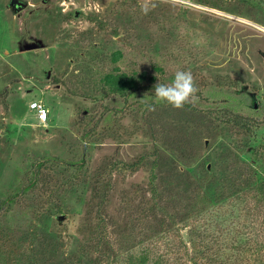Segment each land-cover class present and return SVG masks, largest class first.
<instances>
[{"label": "rangeland", "instance_id": "rangeland-1", "mask_svg": "<svg viewBox=\"0 0 264 264\" xmlns=\"http://www.w3.org/2000/svg\"><path fill=\"white\" fill-rule=\"evenodd\" d=\"M28 1L17 15L10 0H0V202L26 183L34 163H43L37 183L0 208V239L8 235L11 244L2 247L1 264L17 258L18 264H30L28 258L66 264L82 252L89 262L108 264L85 252L95 230V221H86L87 209L106 216L103 232L110 239L154 234L153 218L140 219L150 201L149 169L122 165L148 153L153 143L163 158L158 172L172 158L193 173L209 163L208 171L241 191L197 220L176 224L179 231L157 241L155 252L171 251L168 261L174 263L178 233L191 247L192 223L226 246L240 232L258 248L264 207L255 206L243 184L256 167L252 149L264 143V0ZM118 49L120 67L144 70L159 83L170 84L177 70L190 71L199 89L195 109L152 105L140 92L125 99L102 91L99 78L112 70ZM33 100L48 109L46 121L28 109ZM226 108L253 118V134L220 126L215 117ZM178 137L190 147L186 155L169 144ZM82 157L84 166L77 168ZM108 161L116 166L104 177L108 188L100 184V208L101 198L92 197L94 173ZM46 207L52 217L41 212ZM247 256L252 264H264V247Z\"/></svg>", "mask_w": 264, "mask_h": 264}, {"label": "trees", "instance_id": "trees-1", "mask_svg": "<svg viewBox=\"0 0 264 264\" xmlns=\"http://www.w3.org/2000/svg\"><path fill=\"white\" fill-rule=\"evenodd\" d=\"M122 57V51L119 49L112 53V70L99 78V88L102 91L104 90L108 95H118L125 99L140 92L143 99L148 100L152 105L162 104L171 106L155 98L154 85L158 83L156 82L157 76L153 74L149 75L144 70L137 71L120 67L118 62H120ZM156 68L158 69L159 67L156 66ZM184 108L188 110L195 109L193 104H186ZM215 118H218L217 120L220 126L234 127L247 134H253L257 127V123L253 118L227 108L219 111L218 116L216 115ZM169 144L174 151L181 155H186L190 150L187 141L183 137L171 140ZM159 153L160 147L158 144L153 143L148 153L141 154L130 163L122 162V165L131 171H135L139 166L148 167L150 175L148 185L150 201L147 202L146 207L141 209L140 214L142 216L140 219L153 218L156 224L155 226H157V231L152 235L147 234L143 238H139L134 236L133 233V235L130 233L128 237L118 236L117 238L114 236L110 239L109 235L103 232L106 228V216L102 212H98L97 216L94 217L91 210L87 209L88 220L86 219V221L93 223L94 220L95 230L92 226L91 238L89 239L91 241L88 243V249L85 252L97 254V262L102 257L105 258L108 264H252L246 255H256V251L264 247V241L256 248V243L253 245V242L248 237H245L239 232L235 234L233 239H230L229 245L226 246V243L218 242V236L210 235L209 237L207 228L202 229V227L194 223L187 230L191 245L189 249L187 244L183 243L184 241L180 238V233H178L177 236L181 243L180 249L182 247L184 252L182 256V250H178V248L175 250L178 255L174 263L168 261L167 254L171 251L155 252L156 248L154 246L157 241L168 239V235L172 230L179 231L177 227L174 228L176 224H183L192 219L197 220V218L208 213L213 207L241 192L240 189H233L226 185V181L213 174L212 171H208L204 163L197 165L193 173L190 167H182L172 158L166 170H159L158 172L157 170L161 168V162L163 161ZM252 159L256 167L248 170L249 178L247 182H244L243 186H245L246 191L250 190L252 192V197L256 203L255 206L264 207V143L252 149ZM42 161L34 163V168L25 175L26 183H23L19 191L14 195H8L2 200L0 202V208L7 202L13 201L16 196L26 193L37 183L39 180V168L43 163ZM83 166L84 158L82 157L77 168H82ZM114 166H116V162L108 161L104 167L98 168L94 173L92 197L93 199L101 198V201L98 202L100 208L104 206L102 202L103 198H105L104 192L100 191V184H102L101 187L104 190L108 188V183L104 180V177L110 173L111 168ZM187 188L188 192L182 191ZM244 191L245 189L242 187V192ZM174 198H184V200H179L177 207L173 208L171 201ZM54 209L59 211L61 206L57 205ZM41 212L47 217L53 216V212L47 207ZM53 223L50 225L51 228L55 226ZM144 226L147 228L146 224ZM117 243L119 245H116ZM5 244L11 245L8 235L0 239V253ZM122 251L125 254L121 258L119 254ZM227 251H230L229 253L232 254H228ZM84 257V253L82 252L79 255H72L65 262L66 264H94V262H89ZM35 259L37 261V258ZM34 262L31 258H28L27 263L34 264ZM5 264H18V258L16 262L15 260L12 262L6 259Z\"/></svg>", "mask_w": 264, "mask_h": 264}, {"label": "clouds", "instance_id": "clouds-1", "mask_svg": "<svg viewBox=\"0 0 264 264\" xmlns=\"http://www.w3.org/2000/svg\"><path fill=\"white\" fill-rule=\"evenodd\" d=\"M198 91L192 73L185 70H177L170 84L158 82L154 85L155 98L175 109H182L186 104H192L198 98ZM149 107L150 110H154L151 105Z\"/></svg>", "mask_w": 264, "mask_h": 264}, {"label": "built area", "instance_id": "built-area-1", "mask_svg": "<svg viewBox=\"0 0 264 264\" xmlns=\"http://www.w3.org/2000/svg\"><path fill=\"white\" fill-rule=\"evenodd\" d=\"M28 109L30 111H34L41 121H46L47 115H48V109L45 107V105L40 100H33L29 102Z\"/></svg>", "mask_w": 264, "mask_h": 264}, {"label": "water", "instance_id": "water-1", "mask_svg": "<svg viewBox=\"0 0 264 264\" xmlns=\"http://www.w3.org/2000/svg\"><path fill=\"white\" fill-rule=\"evenodd\" d=\"M19 2V0H10L9 2V6L11 7V9L13 10V12H18L19 10H22L23 8H25L27 6L26 2H22L19 3L20 5H18L17 7H15L14 5L17 4ZM76 15H78V12H76ZM50 71H47V75L46 77H49ZM253 107L256 108L257 107V103L254 102L253 103ZM205 143L207 144V140L205 141ZM207 168L210 169V164H207ZM62 218V217H59Z\"/></svg>", "mask_w": 264, "mask_h": 264}, {"label": "flooded vegetation", "instance_id": "flooded-vegetation-1", "mask_svg": "<svg viewBox=\"0 0 264 264\" xmlns=\"http://www.w3.org/2000/svg\"><path fill=\"white\" fill-rule=\"evenodd\" d=\"M22 2H26L27 6L30 4V2L28 0H19V2L17 4H15L14 6L17 7L18 5H20L19 3H22ZM40 2L42 4H45L47 2V0H40ZM24 10H25V8H23L22 10H19L18 12H16V14L20 15Z\"/></svg>", "mask_w": 264, "mask_h": 264}]
</instances>
